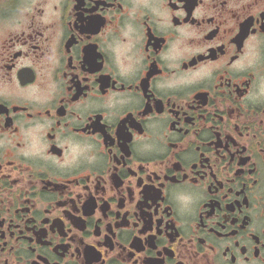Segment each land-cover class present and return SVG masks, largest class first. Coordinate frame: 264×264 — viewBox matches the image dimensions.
I'll use <instances>...</instances> for the list:
<instances>
[{"label":"flooded vegetation","instance_id":"af4514ba","mask_svg":"<svg viewBox=\"0 0 264 264\" xmlns=\"http://www.w3.org/2000/svg\"><path fill=\"white\" fill-rule=\"evenodd\" d=\"M0 264H264V0H0Z\"/></svg>","mask_w":264,"mask_h":264}]
</instances>
